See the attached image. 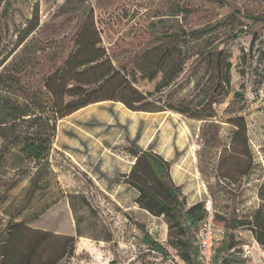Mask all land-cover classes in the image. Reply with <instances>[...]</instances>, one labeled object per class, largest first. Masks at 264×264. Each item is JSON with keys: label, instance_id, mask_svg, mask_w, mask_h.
I'll use <instances>...</instances> for the list:
<instances>
[{"label": "rangeland", "instance_id": "374dc122", "mask_svg": "<svg viewBox=\"0 0 264 264\" xmlns=\"http://www.w3.org/2000/svg\"><path fill=\"white\" fill-rule=\"evenodd\" d=\"M263 20L264 0H0V101L31 108L48 101L45 77L79 44L96 41V30V47L133 72L143 93L178 69L147 101L190 110L88 105L57 121L40 164L0 136V242L9 225L23 222L74 236L73 255L58 264H198L195 237L211 215L226 231L212 264H264V246L247 226L226 225L252 218L264 186ZM170 33L176 40L160 39ZM140 151L160 155L175 179L180 172L181 212L191 205L184 192L201 199L206 215L195 227L177 217L183 235L136 202L127 177ZM142 160L135 174L152 187ZM146 235L165 252L151 251Z\"/></svg>", "mask_w": 264, "mask_h": 264}, {"label": "trees", "instance_id": "16d2710c", "mask_svg": "<svg viewBox=\"0 0 264 264\" xmlns=\"http://www.w3.org/2000/svg\"><path fill=\"white\" fill-rule=\"evenodd\" d=\"M264 23V20L262 21ZM93 30V29H92ZM96 41L90 45L79 44L75 51L70 52L62 65L54 69L44 79L43 87L48 95V101H40L34 107L25 105L19 107L14 101H0V136L4 144L17 143L20 153L37 164L44 162L51 150L52 141L56 134L57 121L91 104L103 101L122 103L133 112H162L173 110L182 115H190L188 107L166 106L161 101L151 105L147 100L153 93H159L170 85L179 73L163 72L160 81L153 92L143 93L133 85V72H124L121 67L111 65L96 47L100 41L96 30ZM160 39L174 41L176 33L160 35ZM90 50L94 51L91 54ZM229 63L226 64V68ZM225 68V69H226ZM157 72L147 75L152 81ZM18 109H21L20 111ZM244 130V129H243ZM238 129L235 137L240 133ZM136 160L129 172L127 182L136 188L140 195L136 202L140 207L155 216H165L169 229L176 222L180 235L185 233L183 225L195 227L206 215L201 201L192 204L181 212L182 204L177 201L181 195L180 187L174 185L169 175V165L158 154L144 151L133 152ZM145 158L148 165L144 166V176L150 179L154 186L148 187L145 178L135 174ZM38 170L32 177L33 185L37 184ZM33 187V186H32ZM31 187V188H32ZM34 189V188H32ZM260 204L250 220L229 219V227L247 226L254 240L264 246V186L259 193ZM178 208L177 214L174 212ZM182 217L183 225L177 222ZM144 242L151 251L164 253V248L146 235ZM188 250V243L180 241ZM75 238L72 235L56 234L38 228H32L23 222L9 225L6 237L0 242V264H58L65 256L73 255ZM214 250V254H215ZM190 252L183 254L185 260ZM214 258V255H213Z\"/></svg>", "mask_w": 264, "mask_h": 264}, {"label": "built area", "instance_id": "2783aa9c", "mask_svg": "<svg viewBox=\"0 0 264 264\" xmlns=\"http://www.w3.org/2000/svg\"><path fill=\"white\" fill-rule=\"evenodd\" d=\"M225 235V229L217 226L211 215L202 220V227L195 237V256L198 264H212L215 247Z\"/></svg>", "mask_w": 264, "mask_h": 264}, {"label": "crops", "instance_id": "0c3cea01", "mask_svg": "<svg viewBox=\"0 0 264 264\" xmlns=\"http://www.w3.org/2000/svg\"><path fill=\"white\" fill-rule=\"evenodd\" d=\"M97 104V103H96ZM87 107V106H86ZM164 112H166V111H162V112H153V114H160V113H164ZM168 112V111H167ZM170 171V170H169ZM171 178H172V181H173V183H174V185H176V186H181L182 185V181L179 179V178H181V177H179V176H181V174H180V172H176L177 173V176H178V178L177 179H175V177H174V175H173V173H172V167H171ZM184 194V196H185V198H186V200L187 201H191V205L192 204H195V203H197V202H199V201H201V199L199 198V197H197V195L195 194L194 196H190L188 193H186V192H184L183 193ZM190 205V206H191Z\"/></svg>", "mask_w": 264, "mask_h": 264}]
</instances>
